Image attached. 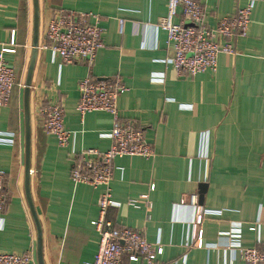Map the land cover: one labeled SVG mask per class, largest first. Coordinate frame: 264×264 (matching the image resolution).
Here are the masks:
<instances>
[{
    "label": "crops",
    "instance_id": "obj_1",
    "mask_svg": "<svg viewBox=\"0 0 264 264\" xmlns=\"http://www.w3.org/2000/svg\"><path fill=\"white\" fill-rule=\"evenodd\" d=\"M196 1L205 11L206 24L213 26L247 0ZM37 2L34 49L33 0H0V47L9 43L12 30L16 44L15 53L5 54L16 71V84L0 107V170L5 173L0 250L29 252L38 264L30 199L41 231L43 264L92 261L100 236L90 222L98 215L103 187L75 184L69 172L73 152L109 148L111 140L102 134L111 129L112 118L103 111L80 117L78 83L86 75H118L127 87L118 98L119 116L143 129L154 155L114 159L110 188L120 205L110 207L107 218L117 226L140 229L149 242L159 241L164 251L153 264H246L236 249L224 250L223 245L237 226L242 245L264 241V0H254L248 32L235 40L237 53H220L214 73L193 77L177 76L168 63L172 51L166 33L156 27L167 0ZM60 8L98 15L104 46L92 65L64 63L46 47L47 22ZM154 74L162 80H153ZM56 103L62 105L64 125L72 133L66 146L42 126L40 110ZM25 107L30 124L28 195ZM137 194H148L149 216L143 208L126 204ZM198 209L208 212L194 227ZM256 224L258 231L249 229ZM121 261L147 264L125 257Z\"/></svg>",
    "mask_w": 264,
    "mask_h": 264
},
{
    "label": "built area",
    "instance_id": "obj_2",
    "mask_svg": "<svg viewBox=\"0 0 264 264\" xmlns=\"http://www.w3.org/2000/svg\"><path fill=\"white\" fill-rule=\"evenodd\" d=\"M254 0L237 8L231 14L218 18L213 26L206 24V14L196 0H167V9L160 17L156 27L166 33V45L172 51L168 63L177 76L193 77L199 73H214L220 53L235 55V40L246 36L251 21ZM179 16L178 22L174 18ZM103 27L98 15L91 12H76L58 9L47 22L45 38L54 56H59L64 63H86L92 65L97 51L104 46ZM15 32L11 31L9 43L0 47V107L8 102L16 84V75L12 66L5 59L6 53H15ZM162 75L151 76L153 80H162ZM125 87L118 75L97 78L84 76L78 83L79 97L76 110L82 118L92 111H103L112 118V127L102 134L111 140L105 151L95 148L73 152L70 178L76 183H85L94 188L103 187L97 199L98 215L90 223L99 233L100 241L96 253L89 264H121L122 258L128 261H144L153 264L163 254L159 241L149 242L140 229L117 226L107 218L110 207H119L113 199L110 182L113 174V161L118 156H140L149 158L154 155V148L141 127L132 121L121 120L118 98L125 92ZM63 107L60 103L50 104L40 110L42 126L47 133L53 134L61 146L69 144L71 131L64 125ZM207 143V142H206ZM5 173L0 170V211L5 204L3 180ZM154 183L149 188L153 190ZM190 196V201H195ZM126 204L133 208H143L149 216L152 202L148 194L128 197ZM203 212L198 209L192 224L202 222ZM259 225H252L250 230L258 231ZM229 234V241L224 250L236 249L246 264H264V241L257 238V246H244L239 240L240 226ZM196 230L192 241L195 240ZM0 264H36L29 252L15 253L0 250Z\"/></svg>",
    "mask_w": 264,
    "mask_h": 264
},
{
    "label": "water",
    "instance_id": "obj_3",
    "mask_svg": "<svg viewBox=\"0 0 264 264\" xmlns=\"http://www.w3.org/2000/svg\"><path fill=\"white\" fill-rule=\"evenodd\" d=\"M33 9H34V14H33V47L35 49L36 47V39L38 36V2L37 0H33ZM31 70H32V65H30L29 70H28V76H27V81H26V86H29V79L31 75ZM26 87V92L27 88ZM24 145H25V190L26 194L28 195V183H29V175H30V124H29V115H28V110L25 107V136H24ZM204 185H201L203 187ZM203 190L200 191V196L199 199L202 201L203 196L201 195ZM29 206L31 209V212L33 214L35 223H36V228H37V249H36V255H37V263L38 264H43L42 262V250H41V231L39 228V225L37 223V220L35 218L33 208L30 202V199H28Z\"/></svg>",
    "mask_w": 264,
    "mask_h": 264
},
{
    "label": "trees",
    "instance_id": "obj_4",
    "mask_svg": "<svg viewBox=\"0 0 264 264\" xmlns=\"http://www.w3.org/2000/svg\"><path fill=\"white\" fill-rule=\"evenodd\" d=\"M16 49V48H15ZM16 51V50H15ZM16 72V71H15Z\"/></svg>",
    "mask_w": 264,
    "mask_h": 264
}]
</instances>
